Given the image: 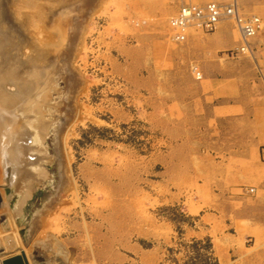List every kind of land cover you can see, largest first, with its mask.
Segmentation results:
<instances>
[{
  "label": "rangeland",
  "instance_id": "374dc122",
  "mask_svg": "<svg viewBox=\"0 0 264 264\" xmlns=\"http://www.w3.org/2000/svg\"><path fill=\"white\" fill-rule=\"evenodd\" d=\"M247 1L241 0L242 14L260 18L261 30L250 53L229 56L242 45L230 21L241 45L221 52L223 58H252L264 30L260 12L249 13L260 11L263 2ZM178 9L177 0H0V34H16L21 62L59 69L53 102L66 101L53 111L54 122L64 124L62 133L57 138L52 132L44 145L52 160L43 165L46 183L34 187L19 219L10 206L11 187L19 180L7 148L0 147V264H130L128 256L137 254L129 246L155 253L139 264H218L210 239L194 234L196 219L183 205L154 207L143 191L149 171L157 169V135L136 116L121 122L115 115L118 109L137 112L136 97L128 93L137 74L148 75L150 63L165 67L171 61L160 49L141 50L149 48L145 39L175 41L170 19ZM127 162L135 167L128 187L113 189V165ZM149 216L170 228L157 238L133 234V224Z\"/></svg>",
  "mask_w": 264,
  "mask_h": 264
},
{
  "label": "crops",
  "instance_id": "0c3cea01",
  "mask_svg": "<svg viewBox=\"0 0 264 264\" xmlns=\"http://www.w3.org/2000/svg\"><path fill=\"white\" fill-rule=\"evenodd\" d=\"M251 9L264 19V7ZM144 43L149 48L142 52L160 49L171 61L150 63L148 75L137 74L128 91L137 112L118 109L115 115L121 122L137 117L157 135V169L142 187L150 205H183L196 219L194 234L210 239L218 264H264V30L252 58L236 60L221 56L241 45L230 21L211 35L189 30L183 43L168 37ZM132 169L128 162L113 165L111 187L127 188ZM167 228L149 216L133 224V234L157 238ZM129 248L137 254L128 256L130 264L155 254Z\"/></svg>",
  "mask_w": 264,
  "mask_h": 264
},
{
  "label": "bare ground",
  "instance_id": "6f19581e",
  "mask_svg": "<svg viewBox=\"0 0 264 264\" xmlns=\"http://www.w3.org/2000/svg\"><path fill=\"white\" fill-rule=\"evenodd\" d=\"M9 32L12 30H8L7 34H0V45L4 50V54L0 55V147L7 148L14 179L19 180L10 190V206L19 219L34 187L46 183L44 178L47 174L43 165L52 160L44 145L52 132L57 138L62 133L64 124L54 122L56 117L54 118L53 111L66 101L63 97V103H59L61 105L53 102V87L59 78V69L44 66L41 69L30 60L27 63L21 62L16 51L18 46L15 43V31L12 35L14 38ZM24 73L29 76H24ZM10 87L15 90H8ZM66 134L68 133L64 134V139L68 137Z\"/></svg>",
  "mask_w": 264,
  "mask_h": 264
},
{
  "label": "built area",
  "instance_id": "2783aa9c",
  "mask_svg": "<svg viewBox=\"0 0 264 264\" xmlns=\"http://www.w3.org/2000/svg\"><path fill=\"white\" fill-rule=\"evenodd\" d=\"M177 1L179 9L170 19V25L175 30L174 40L180 43L186 41L189 30L212 34L218 30L221 23L233 21L242 39L238 52L228 53L234 57L236 54L249 52L251 39L257 36L262 27L260 18L245 17L242 14L241 0ZM194 71L200 76L196 69Z\"/></svg>",
  "mask_w": 264,
  "mask_h": 264
}]
</instances>
